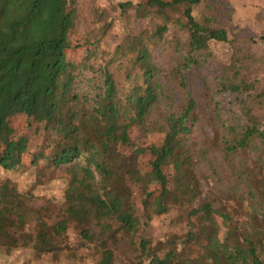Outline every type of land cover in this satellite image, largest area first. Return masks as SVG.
Instances as JSON below:
<instances>
[{"label":"trees","instance_id":"trees-1","mask_svg":"<svg viewBox=\"0 0 264 264\" xmlns=\"http://www.w3.org/2000/svg\"><path fill=\"white\" fill-rule=\"evenodd\" d=\"M101 1L0 0V167L43 162L66 178L60 218L52 226L35 218L33 233L22 199L0 185V244L56 254L55 238L72 222L83 226L81 247L98 241L97 264L112 263L117 234L135 251L126 264H264V51L229 36L225 11L209 0ZM254 20L264 23V8ZM216 45L227 46L217 91L231 98L228 119L214 101L204 113L187 83L190 71L213 64ZM72 47L77 60L66 58ZM16 118L26 135L10 129ZM196 126L208 132L200 142ZM134 130L162 138L150 160L160 186L148 193L131 185L138 157L113 148ZM209 155L221 168L209 163L202 174ZM134 194L155 200L144 217L168 215L171 235L146 239Z\"/></svg>","mask_w":264,"mask_h":264},{"label":"rangeland","instance_id":"rangeland-1","mask_svg":"<svg viewBox=\"0 0 264 264\" xmlns=\"http://www.w3.org/2000/svg\"><path fill=\"white\" fill-rule=\"evenodd\" d=\"M86 1V0H82ZM96 6L103 4L101 0H88ZM210 4H220L225 11L227 19V28L229 36L247 37L255 42V47L259 52L264 51V23H256L254 15L260 9L264 8V0H209ZM105 4V3H104ZM119 30H115L105 40L104 50H111L115 45ZM214 53V62L209 66H205L198 70H192L188 73L187 83L190 93L197 98L199 106L203 112H208L212 108V104L217 102L218 109L223 118H231L234 111L230 105L231 98L228 94L218 93L219 75L223 65L228 60L227 46H212ZM81 49L74 47L65 52L67 59L77 60L80 56ZM86 76L78 82L76 88L81 89L85 84ZM10 129L17 135L27 134L28 130L23 125L21 119H11ZM205 131L204 127L196 126L192 130L194 140L200 142ZM162 138L157 135H144L134 130L125 146H114L113 148L121 155L134 153L138 157V165L133 170L131 185L133 191L141 190L148 193L151 189L160 186L158 182L151 180L150 160L154 152L161 146ZM198 147H202L196 144ZM196 159H200L196 157ZM209 160V162H206ZM207 160L201 161L199 164V172L208 171L209 163L216 168H221V162L217 155H209ZM164 176V184L169 183V170L161 169ZM0 185H7V192L14 196V199H22L27 210L28 224L27 230L33 233L32 222L39 217L47 226H52L60 218L63 209V190L66 186V178L63 174H55L51 172L45 163L39 162L31 169L22 170L15 169L4 171L0 167ZM209 185H202L203 194L208 193ZM11 189L12 191H9ZM4 189H2L3 192ZM141 192V193H143ZM144 194V193H143ZM145 195V194H144ZM133 203L135 202V218L143 229L146 239L152 244L158 240H164L173 233L172 226L169 224L168 215L144 217L147 205L154 202V199H140L138 194H134ZM9 198V197H7ZM83 226L76 223H69L65 232L55 238L60 251L56 254L33 256L29 249L18 248L6 252L3 245L0 244V264H97L100 259L99 253L95 245L97 242L90 243L85 247L80 246L79 231ZM85 228H87L85 226ZM35 231V229H34ZM90 234L97 235V230L91 228ZM112 263L110 264H126L131 263L135 255V251L126 238L121 234H117L115 243L111 246ZM111 261V260H110ZM147 264V261L144 262Z\"/></svg>","mask_w":264,"mask_h":264}]
</instances>
